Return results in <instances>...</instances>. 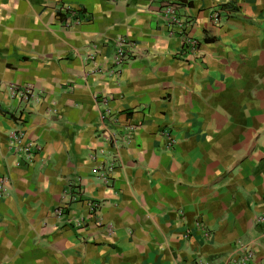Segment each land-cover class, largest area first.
I'll list each match as a JSON object with an SVG mask.
<instances>
[{
    "label": "crops",
    "instance_id": "crops-1",
    "mask_svg": "<svg viewBox=\"0 0 264 264\" xmlns=\"http://www.w3.org/2000/svg\"><path fill=\"white\" fill-rule=\"evenodd\" d=\"M165 1L0 0V264H264V0Z\"/></svg>",
    "mask_w": 264,
    "mask_h": 264
},
{
    "label": "built area",
    "instance_id": "built-area-1",
    "mask_svg": "<svg viewBox=\"0 0 264 264\" xmlns=\"http://www.w3.org/2000/svg\"><path fill=\"white\" fill-rule=\"evenodd\" d=\"M173 0H166L163 2L161 7V14L164 19V23L166 28L168 29V33L170 36L177 35L179 39L185 43L189 44L190 46L195 47L196 42L189 38L188 35V25L181 22L177 15L178 5L177 3L172 2ZM61 16L65 19L64 21L70 22H78L81 18V11L78 10H61ZM218 12H213L212 19L214 23H219L218 21ZM129 44L122 38L116 40L114 55H115V62L117 63H124L127 60L128 52L127 48ZM92 56L90 57V59ZM9 95L11 99H17L23 103H30L36 99L35 92L30 85L27 84H13L8 88ZM173 141L169 142V147L171 148L173 145ZM12 147L13 149L17 150L18 152L24 153L26 155L29 154L32 148V143L28 140V137L24 131H17L13 133L12 136ZM7 180L4 176H0V199L5 195V186ZM262 202L264 203V194L262 196ZM90 220H97L98 219V212L97 206L94 203L89 205V215ZM264 219V216H261L259 220ZM242 252L244 255V259L246 261H252L254 259L253 253L251 250L246 248H242Z\"/></svg>",
    "mask_w": 264,
    "mask_h": 264
}]
</instances>
